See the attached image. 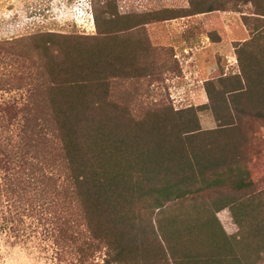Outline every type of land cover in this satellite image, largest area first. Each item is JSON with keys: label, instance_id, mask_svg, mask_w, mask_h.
<instances>
[{"label": "trees", "instance_id": "16d2710c", "mask_svg": "<svg viewBox=\"0 0 264 264\" xmlns=\"http://www.w3.org/2000/svg\"><path fill=\"white\" fill-rule=\"evenodd\" d=\"M106 5L94 6L93 34L0 40V232L53 264H264V186L250 165L264 127V0ZM216 10L261 23L235 46L238 71L215 69L203 104L143 102L139 82L173 64L144 25Z\"/></svg>", "mask_w": 264, "mask_h": 264}, {"label": "rangeland", "instance_id": "374dc122", "mask_svg": "<svg viewBox=\"0 0 264 264\" xmlns=\"http://www.w3.org/2000/svg\"><path fill=\"white\" fill-rule=\"evenodd\" d=\"M107 3L117 6L123 13H144L184 8L188 0H0V40L37 31L93 34L94 6L105 10ZM241 8L246 13L250 11L249 6ZM244 20L241 12L216 10L145 24L144 32L156 48L155 56L170 63L168 54L173 53V64L163 80L159 79L151 86L140 81L139 98L145 103L165 99L175 108L204 103L207 99L201 81L215 69L237 72L235 46L249 37L254 24H261L250 16L247 27ZM251 46L260 50L255 43ZM189 55L195 59L186 62ZM197 62L202 68L195 74L192 65ZM184 72L190 75L189 79L185 78ZM200 122L206 129L215 126L209 111L200 114ZM253 131L251 135L255 138L251 142L258 154L252 155L250 165L252 178L261 187L264 186V127L254 124ZM217 217L227 233L236 232L237 225L228 209L220 210ZM0 264L53 263L34 247L13 244L0 232Z\"/></svg>", "mask_w": 264, "mask_h": 264}, {"label": "crops", "instance_id": "0c3cea01", "mask_svg": "<svg viewBox=\"0 0 264 264\" xmlns=\"http://www.w3.org/2000/svg\"><path fill=\"white\" fill-rule=\"evenodd\" d=\"M216 43V42H215ZM187 49H189V50H191L192 48L191 47H187ZM187 49L185 50V51H187ZM197 58V57H196ZM187 60H186V62H191L192 60H194L195 59V57L194 56H192V55H189L187 58H186ZM201 68H202V66H200V62H197L196 64H193L192 65V71L196 74L198 71L199 72H201ZM190 73H192V72H190ZM189 73V74H190ZM184 76H185V78H187V79H189V77L188 76H190V75H188L187 76V74L184 72ZM208 78V77H207ZM206 78V79H207ZM206 79H204L203 81H201V84H202V86H203V82L206 80ZM203 89H204V86H203ZM204 94H205V98L207 99V96H206V93H205V89H204ZM205 102H207V100L205 101ZM204 102V103H205ZM201 104H203V103H201ZM199 105V104H198Z\"/></svg>", "mask_w": 264, "mask_h": 264}]
</instances>
